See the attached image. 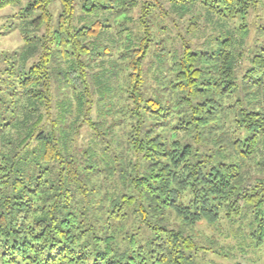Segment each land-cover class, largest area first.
<instances>
[{
	"label": "trees",
	"instance_id": "16d2710c",
	"mask_svg": "<svg viewBox=\"0 0 264 264\" xmlns=\"http://www.w3.org/2000/svg\"><path fill=\"white\" fill-rule=\"evenodd\" d=\"M259 1L21 9L0 59L1 264L264 257Z\"/></svg>",
	"mask_w": 264,
	"mask_h": 264
},
{
	"label": "rangeland",
	"instance_id": "374dc122",
	"mask_svg": "<svg viewBox=\"0 0 264 264\" xmlns=\"http://www.w3.org/2000/svg\"><path fill=\"white\" fill-rule=\"evenodd\" d=\"M30 1L31 0H21L18 6L7 5L0 7V59L2 55L18 50L22 46L21 22H23V19L21 18L20 11ZM51 6L54 15H56L59 11L58 0H51ZM199 12L200 16L196 15L198 17L197 19H212L211 17H207L200 8L196 10V13ZM245 19L246 24L250 28V37L255 36L258 32L256 29L257 25L262 24L264 21V0H260L257 7L251 10ZM2 68L3 65L0 63V69ZM214 261L217 264H264V257L249 254L248 256L237 255L229 260L215 258Z\"/></svg>",
	"mask_w": 264,
	"mask_h": 264
}]
</instances>
